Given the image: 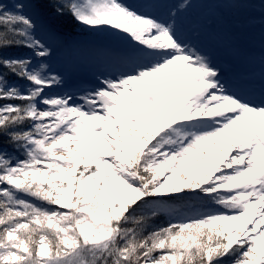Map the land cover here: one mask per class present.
<instances>
[{"label": "snow or ice", "instance_id": "snow-or-ice-1", "mask_svg": "<svg viewBox=\"0 0 264 264\" xmlns=\"http://www.w3.org/2000/svg\"><path fill=\"white\" fill-rule=\"evenodd\" d=\"M215 2L0 0V264H264V0ZM257 24L258 76L197 43ZM66 25L120 42L93 84L52 66Z\"/></svg>", "mask_w": 264, "mask_h": 264}, {"label": "rangeland", "instance_id": "rangeland-1", "mask_svg": "<svg viewBox=\"0 0 264 264\" xmlns=\"http://www.w3.org/2000/svg\"><path fill=\"white\" fill-rule=\"evenodd\" d=\"M125 2L130 5H135L138 3V0H125ZM204 2L205 0H194L191 10V19H206L231 14L232 10H228V6L222 3H218L211 8L209 7L208 10L203 12L201 11V8ZM256 4L257 7L253 8V14L257 17L258 20L260 11L258 7L259 0L256 2ZM252 35V37L255 38L258 42L259 46L257 48H251L253 50L252 55L244 58H237L233 56L226 48L222 47L218 49L216 47H213L212 43H214V41L203 35L201 36V40L197 41V43L205 50H211L213 52L217 63L228 70V76L232 77L243 74H255L258 76L260 72V43L258 24L255 28L252 29ZM93 36L100 37L102 39L104 38L110 43L111 48H108L107 51H115L120 49L121 47L120 42L117 41L114 37L103 34ZM54 59H60L59 50H57V53L54 56L53 60ZM52 66L55 70L64 74L67 79V85L69 87L93 84L95 83L94 77L96 76V74L106 70H110L107 59L102 53L89 56L86 63L80 64L77 67L70 66L72 72H68L67 69H62L59 65L54 66L52 64Z\"/></svg>", "mask_w": 264, "mask_h": 264}, {"label": "trees", "instance_id": "trees-1", "mask_svg": "<svg viewBox=\"0 0 264 264\" xmlns=\"http://www.w3.org/2000/svg\"><path fill=\"white\" fill-rule=\"evenodd\" d=\"M257 1L258 0H254L255 3ZM217 4L218 2H215V0H205V2L202 5L201 11L205 12L206 10L209 9V7L211 8ZM248 13L253 14V8L245 10L244 14L246 15ZM65 30L73 34L75 38L77 39L78 43L76 47L71 50L64 49V48H58L57 50H59L60 59L59 60L54 59L52 61V64L54 66L59 65L62 69H67L68 72L71 71V67H77L80 64L86 63L89 56L94 55V54L103 53L107 51L108 48H111L110 43L104 38L102 39L100 37L93 36L92 34H89L86 32L81 33L79 32L78 29H74L71 25H66ZM212 46L218 49L222 48L221 46L217 45L215 41L214 43H212ZM258 46H259L258 42L253 37L247 44V47H250V48H253V47L257 48ZM7 54L23 55L24 53L22 50L9 49L7 50Z\"/></svg>", "mask_w": 264, "mask_h": 264}]
</instances>
